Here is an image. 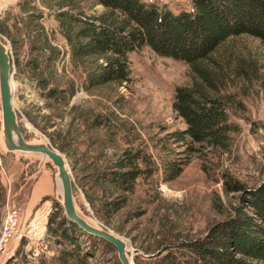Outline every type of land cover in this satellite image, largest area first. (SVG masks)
Segmentation results:
<instances>
[{"label":"rangeland","instance_id":"rangeland-1","mask_svg":"<svg viewBox=\"0 0 264 264\" xmlns=\"http://www.w3.org/2000/svg\"><path fill=\"white\" fill-rule=\"evenodd\" d=\"M76 1L79 9L88 15L104 11V6L93 0ZM155 1L178 11L191 8L193 0ZM64 9L70 7L58 9V6L45 5L43 0H35L30 10L22 11L19 7L18 12H8L0 19V38L7 44L14 62V105L22 131L32 142L48 139L66 156L73 174L76 205L84 217L128 240L130 254L136 261V257L145 259L160 253V241L203 237L213 224L234 215L236 207L247 206L243 201L247 191L264 181V128L261 126L264 41L251 35L235 39L236 48L255 69L249 81L241 76L242 83L231 90L236 96L229 106L230 118L238 126L232 133L231 146L222 150L195 144L190 163L177 178L170 181L158 175L154 181L139 178L122 210L111 214L103 208V200L109 196L93 186L97 159L102 155L117 158L127 147L135 145L151 153L160 165L171 149L187 148L185 143L174 140L171 133L187 126L175 110L174 100L177 86L189 80V66L185 60L158 55L145 46L129 52L132 82L88 90L82 83L85 74L72 64L68 41L59 29L56 13ZM32 13L42 15L39 22L47 30L50 45L60 49L57 77L62 81L69 77L77 84L75 95L64 102L45 97L46 90L37 87L29 75L27 62L36 55L29 51L31 41H27L26 34L30 24L26 16ZM13 40L17 41V50ZM97 116L106 117L107 124L95 125ZM50 136L55 137L56 144ZM104 163V159L98 162ZM235 182L242 189H234ZM86 191L96 199L95 207ZM52 199L62 200L53 163L38 154L7 149L0 97V230L6 208L12 201L20 209L21 228L27 230L32 221L39 223L35 232L13 237L5 249H0V264H61L57 255L71 245L60 234L48 235ZM79 242L89 255L87 264H121L114 245L112 248L99 244L103 248L94 253L91 241L80 237Z\"/></svg>","mask_w":264,"mask_h":264},{"label":"trees","instance_id":"trees-1","mask_svg":"<svg viewBox=\"0 0 264 264\" xmlns=\"http://www.w3.org/2000/svg\"><path fill=\"white\" fill-rule=\"evenodd\" d=\"M34 1L20 0L19 7L22 11L30 10ZM43 1L58 9L70 7L57 12L56 18L61 34L68 41L70 60L82 69L85 74L82 83L88 90L132 82L129 52L145 46L158 55L185 60L189 66V80L177 86L174 100V108L187 126L171 133L174 140L185 143L187 148L171 149L160 165L151 153L134 144L117 158L99 157L97 161L104 159L105 163L97 162L93 186L109 196L103 200L106 212L122 210L139 178L151 181L156 175L165 181L177 178L190 163L195 144L222 150L231 146L232 133L238 130L230 118L229 106L236 96L231 90L242 83L239 77L249 81L255 69L236 48L235 39L251 35L264 41V0H193L191 8L178 11L155 0H93L104 6V11L97 15L80 10L76 0ZM26 17L30 20L26 28L27 41H31L29 51L36 53L27 62L31 80L46 90L45 97L64 102L75 95L77 84L69 77L65 81L57 77L60 49L50 45L47 30L39 22L42 15L32 13ZM16 42L13 40L15 50ZM107 121L106 117L97 116L94 124L105 126ZM261 126L264 128V119ZM50 138L56 144L55 137ZM233 188L240 190L242 185L235 182ZM87 198L95 207L92 194L87 193ZM52 201L48 235L60 234L71 245L70 249L60 251L57 261L87 264L89 255L81 246L80 237L91 241L94 253L103 248L99 244L113 248L110 242L68 220L60 201ZM243 201L247 206L236 207L234 215L213 224L205 236L160 241V253L145 259L136 257V263L264 264V181L250 188Z\"/></svg>","mask_w":264,"mask_h":264},{"label":"water","instance_id":"water-1","mask_svg":"<svg viewBox=\"0 0 264 264\" xmlns=\"http://www.w3.org/2000/svg\"><path fill=\"white\" fill-rule=\"evenodd\" d=\"M14 62L7 44L0 38V97L2 106V132L9 151L38 154L49 159L55 168L62 191L61 205L65 217L77 224L83 231L110 242L115 246L121 264H136L135 256L129 258L128 240L107 227L95 226L88 222L79 211L74 195L72 170L66 156L48 139L41 143H33L26 139L19 122L14 105L16 88L13 80Z\"/></svg>","mask_w":264,"mask_h":264},{"label":"built area","instance_id":"built-area-1","mask_svg":"<svg viewBox=\"0 0 264 264\" xmlns=\"http://www.w3.org/2000/svg\"><path fill=\"white\" fill-rule=\"evenodd\" d=\"M20 218V209L17 207L15 201H12L6 208L5 220L0 230V249H5L13 237H21L23 235L28 236L29 233L35 232L34 230L39 228V223L32 221V223L30 222L29 224H32L33 226H29L27 230L30 232L27 233V230H24V227H20ZM43 229H46L45 225Z\"/></svg>","mask_w":264,"mask_h":264},{"label":"crops","instance_id":"crops-1","mask_svg":"<svg viewBox=\"0 0 264 264\" xmlns=\"http://www.w3.org/2000/svg\"><path fill=\"white\" fill-rule=\"evenodd\" d=\"M20 0H0V19L8 12H18Z\"/></svg>","mask_w":264,"mask_h":264},{"label":"bare ground","instance_id":"bare-ground-1","mask_svg":"<svg viewBox=\"0 0 264 264\" xmlns=\"http://www.w3.org/2000/svg\"><path fill=\"white\" fill-rule=\"evenodd\" d=\"M32 142V141H31ZM33 143H41L40 141L39 142H33ZM86 218V217H85ZM87 220V219H86ZM88 222L90 221V223L91 224H93V225H95V226H99L98 224H97V222L96 221H94V220H91V219H89V220H87ZM129 243V242H128ZM128 248H129V244H128ZM128 255H129V258H130V260H131V254L130 253H128Z\"/></svg>","mask_w":264,"mask_h":264}]
</instances>
